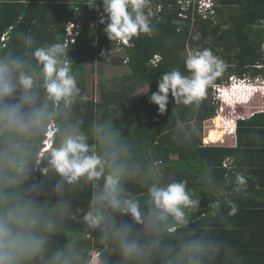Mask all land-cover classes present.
<instances>
[{
  "label": "trees",
  "instance_id": "1",
  "mask_svg": "<svg viewBox=\"0 0 264 264\" xmlns=\"http://www.w3.org/2000/svg\"><path fill=\"white\" fill-rule=\"evenodd\" d=\"M215 1V13L204 18L189 0H150L152 33L141 34L131 40L129 46L118 48L117 42L110 41L105 35V24L99 28L89 25L103 11L100 0H97L99 11L89 5L92 0H14L4 4L1 10L0 57L21 56L34 64L25 36H34L37 45L58 40L65 42L68 24L77 20L84 24V28L78 41L68 49V59L72 62L73 73L81 75L82 80L87 73L86 61L94 58L97 51L121 49L124 56L115 64L128 66L133 83L124 88L109 78H102L100 100L76 101L72 107V121L80 122L90 144L96 143L93 124L111 121L122 140L130 146V158L139 164L141 175L156 165L160 174L164 172L163 176L160 175L163 183L187 182L192 199L198 203L186 210V225L174 233H164V245L176 246L181 240L203 236L220 245L218 254L213 251L204 257V264H264V114L256 112L237 122L238 129L231 135L237 142L236 147L207 146L199 133L203 134L205 122L215 121L218 111L215 101L204 99L195 109L177 106L170 95L167 111L163 114L150 102V95L157 91V81L163 72L178 68L187 74L184 68L186 57L182 52L189 51V46L195 50L211 49L214 55L227 61L224 73L215 84H219L227 73L256 76L263 72L264 0ZM230 9L233 11L225 13ZM191 25L197 28L196 41ZM114 61L112 58L110 62L104 59L99 62L114 65ZM78 87L83 95L84 86L78 84ZM145 87L150 91L132 98L136 89ZM230 114L223 115V124L229 117L234 122V115ZM223 126L219 128L221 132ZM214 129L216 126L208 131L206 139ZM227 133L208 144L222 142ZM172 156H176L175 162ZM227 158L233 160L230 169L223 167ZM240 171H245L244 184L236 180ZM36 175L48 181V189H53L58 179L45 177L42 172ZM102 183L101 180L99 184L102 186ZM151 183L152 178L126 183L127 192L140 201L145 212L148 208L147 188ZM97 190L91 182L81 181L79 185L66 186L62 194L50 191L41 196L40 203L49 208L60 204L62 210L72 207L90 210L93 193ZM219 191L227 193L216 196ZM213 203L217 206L215 209ZM114 220L107 233L103 226L93 229L87 228L86 224L81 237L77 235V227L67 229L71 231L66 233V226L59 219L58 230L51 236L44 257L50 258L71 246L82 259L89 251H100L99 264H137L121 254L115 229L126 224L133 228L134 234L140 235L141 243H144L147 236L143 225L119 213L114 215ZM87 234H93V239L85 240ZM39 264L46 263L41 261ZM83 264H87V260ZM144 264H164V257L155 254Z\"/></svg>",
  "mask_w": 264,
  "mask_h": 264
},
{
  "label": "clouds",
  "instance_id": "2",
  "mask_svg": "<svg viewBox=\"0 0 264 264\" xmlns=\"http://www.w3.org/2000/svg\"><path fill=\"white\" fill-rule=\"evenodd\" d=\"M100 2L103 11L97 21L106 25L105 35L117 42L118 48L129 46L130 41L141 34L152 33L150 0ZM189 2L197 6L199 14L202 10V14L212 15L217 7L215 0ZM89 5L99 11L97 0ZM89 25L92 24L89 22ZM83 28L84 24H79L75 42L68 45L67 28L65 42L58 40L37 45L34 36L26 35L25 44L31 49L34 64L21 56L0 57V264H39L43 261L50 238L58 230L63 206L49 208L40 203V198L50 191L62 194L66 186H76L81 181L91 182L98 189L93 193L90 210L83 217L90 228L103 226L107 233L117 213L130 216L143 225L147 236L144 243L126 224L115 229L120 252L125 258L144 264L154 254H159L164 257V264H204L209 252L219 253L220 245L213 240L198 236L181 240L176 246L162 242L164 233H174L188 223L186 210L198 203L192 199L187 182L163 183L156 165L141 175L139 164L130 158V146L122 140L111 121L93 124L95 144L89 143V136L81 130L80 122L72 121L73 104L86 97L78 87L68 49L78 41ZM113 53L103 48L95 56L110 62ZM261 53L264 56V43ZM184 68L187 74L173 68L163 72L157 81V91L150 95V102L158 106L160 114L167 111L170 95L177 106L198 109L210 86L215 90L213 101L216 105L222 106V110L230 108V112L240 106L246 108L254 98L264 96V70L256 76L227 73L215 85L225 65L211 49L188 52ZM255 104L246 112L234 115V122H224L234 126L228 135L235 134L240 120L256 112L264 114V108L254 111ZM219 113L217 111V115ZM232 164L233 160L227 158L223 167L230 169ZM37 172L45 177H57L54 188L48 189V181L39 178ZM148 178H152V183L147 188L145 212L140 201L127 192L126 183ZM236 180L239 184L245 182L243 176H237ZM226 193L219 191L216 196ZM212 207L217 206L213 203ZM47 264L83 262L69 246L50 257ZM87 264H99V261L93 258Z\"/></svg>",
  "mask_w": 264,
  "mask_h": 264
},
{
  "label": "rangeland",
  "instance_id": "3",
  "mask_svg": "<svg viewBox=\"0 0 264 264\" xmlns=\"http://www.w3.org/2000/svg\"><path fill=\"white\" fill-rule=\"evenodd\" d=\"M201 11L202 10H200V13H201ZM232 11H233L232 9L226 10L225 13H229V12H232ZM210 14H204V18L211 16ZM193 23H195L194 20H193ZM196 29H197L196 26L192 27V25H191V32H192L193 39L195 41L198 40ZM195 49H196L195 47L189 46V51L186 50L185 52H182V56L186 57L188 52L194 51ZM95 55H97V54H95ZM123 56H124V53L122 52L121 49L116 50L112 54V58H114V60H115L114 61V65H110L111 63H104V62L101 63V62H99L100 59L97 56H95L94 58H89L86 61L87 73H86L85 77L82 80V76L81 75L76 76L77 77V84L84 86L83 96L86 97V100H88V101L92 100V99H94L96 101L100 100V90H99V88H100L101 79L104 78V77L109 78V79H111L112 81H114V82H116L118 84H122V86H124V88L130 87V84L133 83V80L130 77L128 66L125 65V64H121L122 66L121 65L118 66V65L115 64V62L121 60V58ZM217 57L220 58V56H217ZM221 59L224 62V65H225V68H226V62L227 61H224L223 57ZM262 69L264 70L263 67H262ZM231 74H235V73H231ZM112 81L110 82V84H112ZM215 82H218V81H215ZM215 85H217V84H215ZM149 91H150L149 87H145L143 89H136L135 93H133V95H132V98H139V97L145 95ZM214 96H215V90H213L211 88H208L205 100L210 102L211 100H213ZM80 102H82V101H80ZM253 104H255V106H257V108L254 111L259 110L261 108H264V96H258L256 98H254L252 100V102L249 105H247L246 108L240 106V108H236L234 111H231V113L233 115H240L241 111L244 110L246 112V110ZM222 108H223L222 106L218 107V111L221 112V113H219L220 117L217 115L216 118H215V121L211 120V121L205 122L204 123V132H203V134L199 133L201 138H202V142H203L204 145H208V146H228V145L232 144L231 135H228L229 132L224 137H222V142H219V143H216V144H214V143L208 144L209 141H213V140L218 139L225 132H227V131L232 132V130H231L232 129L231 126H233L232 123H225L224 126H223V128H225V129L222 132H220L217 129V127H219L218 124H220V126L223 125V121L221 122V120H223L224 117L222 118L221 116H223V115L231 116L230 108H225L224 107L225 108V112H223ZM245 117H247V116H245ZM229 121H231L230 117H229L228 122ZM228 124H230V125H228ZM215 126H216V129L214 131H212V132H215V136L212 137L211 136L212 132H210L208 137H207V139H206V135H207L208 131L210 129H213ZM233 128H234V126H233ZM193 129L197 130L196 127H193ZM233 142H234V139H233ZM174 159H176V156H172V161L173 162H175ZM158 164L160 165L161 162H158ZM159 168H161L160 170L162 171V166H160ZM162 174L164 175V172L161 173V176H163ZM241 175L244 176L245 175V171H240L239 172V176H241ZM169 176L170 175H167L166 177H169ZM88 211L89 210H88L87 207L86 208L72 207V208H70L68 210H66V209L64 210L63 209L60 212V214H59L60 215V220H62L64 222V224L66 226V230L69 229V228L77 227L78 228V230H77L78 234L77 235H80L82 237V236H84V233L86 231V222L84 221L83 217H84V215H86V213ZM87 228H88V225H87ZM70 231L67 230L66 233H69ZM92 239H93V234L85 235V240L90 241ZM47 253H48V251H46L45 254H47ZM48 258L49 257H44L43 258V261H45L46 264H47ZM83 259L86 260V257L83 258ZM83 259H82V262H84Z\"/></svg>",
  "mask_w": 264,
  "mask_h": 264
},
{
  "label": "built area",
  "instance_id": "4",
  "mask_svg": "<svg viewBox=\"0 0 264 264\" xmlns=\"http://www.w3.org/2000/svg\"><path fill=\"white\" fill-rule=\"evenodd\" d=\"M101 17V15H100ZM79 24L82 25V22L78 20V22L76 24H71L70 26L67 27V45L71 42H75V37L76 35H78V28H79ZM92 26L93 27H98L100 25V22H97V21H92L91 22ZM75 36V37H74ZM4 40V38H3ZM105 50L102 51L103 54H105ZM102 255V253L100 251H95V250H92V251H89L88 254H87V262L90 260V259H96L99 261V258L100 256Z\"/></svg>",
  "mask_w": 264,
  "mask_h": 264
},
{
  "label": "crops",
  "instance_id": "5",
  "mask_svg": "<svg viewBox=\"0 0 264 264\" xmlns=\"http://www.w3.org/2000/svg\"><path fill=\"white\" fill-rule=\"evenodd\" d=\"M11 2H14V0H0V15H1V10H2V7H3V5L4 4H10ZM8 9V8H7ZM101 15V14H100ZM100 15H99V17H100ZM98 17V18H99ZM98 19H94V20H91L90 21V23L92 22V21H97ZM98 22V21H97ZM92 26V25H91ZM93 27V26H92ZM233 139L234 138H232V144H230V145H228V146H230V147H236V145H237V142H236V140L234 139V142H233ZM237 176V175H236ZM116 238H114V240H115ZM154 256H155V254H154ZM108 264H116V263H109V262H107Z\"/></svg>",
  "mask_w": 264,
  "mask_h": 264
},
{
  "label": "bare ground",
  "instance_id": "6",
  "mask_svg": "<svg viewBox=\"0 0 264 264\" xmlns=\"http://www.w3.org/2000/svg\"><path fill=\"white\" fill-rule=\"evenodd\" d=\"M232 97H233V101H234V99H236V98H234V96H232ZM234 104H236V101H234ZM218 116L220 117V115H218ZM221 122H222V120H221ZM223 125H224V124H223ZM223 125H221V126H223ZM218 126H219V127H217V129L219 130V128H220L221 126H220V124H218ZM224 129H225V128H224ZM214 130H215V129H214ZM214 130H213V131H214ZM219 131H220V130H219ZM211 132H212V131H211ZM220 132H221V131H220ZM211 136L214 137V136H215V132H212V133H211Z\"/></svg>",
  "mask_w": 264,
  "mask_h": 264
}]
</instances>
